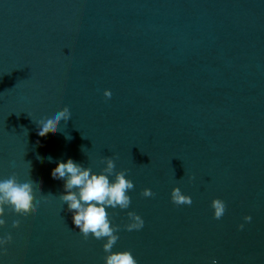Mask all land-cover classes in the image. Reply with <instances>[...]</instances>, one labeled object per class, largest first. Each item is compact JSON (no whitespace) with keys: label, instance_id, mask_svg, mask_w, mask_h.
Masks as SVG:
<instances>
[{"label":"water","instance_id":"obj_1","mask_svg":"<svg viewBox=\"0 0 264 264\" xmlns=\"http://www.w3.org/2000/svg\"><path fill=\"white\" fill-rule=\"evenodd\" d=\"M65 106L69 120L39 136ZM105 157L134 183L129 208L108 210L113 251L264 264V0H0V178H30L41 197L5 208L0 264H104L51 170L72 158L100 172ZM176 187L191 205L172 202ZM129 212L142 229L127 230Z\"/></svg>","mask_w":264,"mask_h":264},{"label":"clouds","instance_id":"obj_2","mask_svg":"<svg viewBox=\"0 0 264 264\" xmlns=\"http://www.w3.org/2000/svg\"><path fill=\"white\" fill-rule=\"evenodd\" d=\"M104 95L111 98L110 91L105 90ZM71 117L70 109H63L45 114L37 121L39 136H44L48 131L55 132L59 121H67ZM70 139V137H68ZM86 151V149H82ZM53 161L51 156L47 157ZM105 167L100 172H95L91 167L68 158L66 161H56V167L51 170V177L63 181V192L59 199L67 205V211L71 213L72 223L86 239L91 236L96 240H103L102 248L105 253L104 264H137L130 251H113V247L119 239L120 228L112 223L109 209L126 210L131 204L128 194L134 189V183L126 177V170L115 171V162L111 157L103 159ZM33 181L20 182L15 176L0 178V217L5 208H10L22 215L29 209L35 211L41 204V197H34ZM145 197L154 195L151 189L142 192ZM172 202L177 205H191L192 199L182 194L179 187L171 193ZM214 218L220 219L226 210V205L221 200H214ZM133 223L127 225V230H140L144 226L143 219L134 213H128ZM246 222L251 221V216L245 217ZM5 221L0 218V225ZM19 221L13 222V228L18 227ZM243 229L244 225L239 226ZM12 240L11 234L6 238H0V246ZM216 264V261H213Z\"/></svg>","mask_w":264,"mask_h":264}]
</instances>
